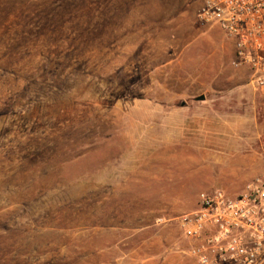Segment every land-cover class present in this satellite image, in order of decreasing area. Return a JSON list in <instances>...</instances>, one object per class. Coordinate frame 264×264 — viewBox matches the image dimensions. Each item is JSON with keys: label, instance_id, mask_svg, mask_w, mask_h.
<instances>
[{"label": "rangeland", "instance_id": "374dc122", "mask_svg": "<svg viewBox=\"0 0 264 264\" xmlns=\"http://www.w3.org/2000/svg\"><path fill=\"white\" fill-rule=\"evenodd\" d=\"M200 3L0 0V264H92L264 178V88Z\"/></svg>", "mask_w": 264, "mask_h": 264}, {"label": "built area", "instance_id": "2783aa9c", "mask_svg": "<svg viewBox=\"0 0 264 264\" xmlns=\"http://www.w3.org/2000/svg\"><path fill=\"white\" fill-rule=\"evenodd\" d=\"M197 18L233 44L234 64L264 88V0H200ZM196 264H264V178L237 194L215 189L197 196L196 209L178 218Z\"/></svg>", "mask_w": 264, "mask_h": 264}, {"label": "crops", "instance_id": "0c3cea01", "mask_svg": "<svg viewBox=\"0 0 264 264\" xmlns=\"http://www.w3.org/2000/svg\"><path fill=\"white\" fill-rule=\"evenodd\" d=\"M165 222L158 221V229L151 236L139 238L141 241L138 246L129 247L126 252L121 251L124 248L117 251L119 247L110 248L107 245L97 252L95 246L92 251V264H196L187 255L189 241L181 239L183 235L178 227L165 225Z\"/></svg>", "mask_w": 264, "mask_h": 264}, {"label": "water", "instance_id": "95a60500", "mask_svg": "<svg viewBox=\"0 0 264 264\" xmlns=\"http://www.w3.org/2000/svg\"><path fill=\"white\" fill-rule=\"evenodd\" d=\"M203 99H204L203 97H200V98L198 99V101H203Z\"/></svg>", "mask_w": 264, "mask_h": 264}]
</instances>
